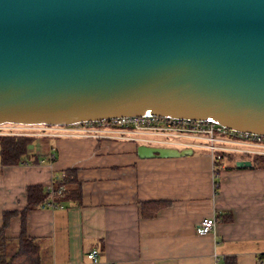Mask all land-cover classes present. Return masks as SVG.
Instances as JSON below:
<instances>
[{"label":"water","instance_id":"obj_1","mask_svg":"<svg viewBox=\"0 0 264 264\" xmlns=\"http://www.w3.org/2000/svg\"><path fill=\"white\" fill-rule=\"evenodd\" d=\"M135 116L264 135V0H0V126Z\"/></svg>","mask_w":264,"mask_h":264},{"label":"crops","instance_id":"obj_2","mask_svg":"<svg viewBox=\"0 0 264 264\" xmlns=\"http://www.w3.org/2000/svg\"><path fill=\"white\" fill-rule=\"evenodd\" d=\"M43 138L30 147L41 163H0V230L13 213L7 235L45 240L52 264H264V167L229 161L216 175L206 150L143 159L135 142ZM66 171L79 195L28 210V188L49 189ZM157 202L167 204L154 214ZM209 217L215 231L199 236Z\"/></svg>","mask_w":264,"mask_h":264},{"label":"built area","instance_id":"obj_3","mask_svg":"<svg viewBox=\"0 0 264 264\" xmlns=\"http://www.w3.org/2000/svg\"><path fill=\"white\" fill-rule=\"evenodd\" d=\"M0 135L126 141L160 148L206 150L214 162L218 154L242 160L264 157V135L241 133L213 122L156 116H135L66 126L6 124L0 126ZM52 185L49 189L53 193ZM215 228V218L209 217L198 224L196 231L199 236H206L213 233ZM87 257L97 263L98 251L89 252Z\"/></svg>","mask_w":264,"mask_h":264},{"label":"trees","instance_id":"obj_4","mask_svg":"<svg viewBox=\"0 0 264 264\" xmlns=\"http://www.w3.org/2000/svg\"><path fill=\"white\" fill-rule=\"evenodd\" d=\"M38 137L0 135V163L3 166H16L21 164L41 163L37 154L30 152V147L35 144ZM238 158L218 154L215 160L217 167L216 175L222 172L223 164ZM253 167H264V157L252 158ZM225 169H228L226 167ZM232 169H239L235 165ZM217 188L219 182L216 181ZM53 193L50 189L43 186H31L28 188V210H37L44 207L58 206L79 195V182L74 175V171H66L61 175L55 176L53 180ZM156 214L161 207L167 203H154ZM13 213L5 214L4 225L0 230V264H52V254L44 248V241L41 238L29 237L24 231L17 238L9 237L6 230L9 226Z\"/></svg>","mask_w":264,"mask_h":264},{"label":"rangeland","instance_id":"obj_5","mask_svg":"<svg viewBox=\"0 0 264 264\" xmlns=\"http://www.w3.org/2000/svg\"><path fill=\"white\" fill-rule=\"evenodd\" d=\"M196 157H198L199 156V153L198 152H195V154H194Z\"/></svg>","mask_w":264,"mask_h":264}]
</instances>
